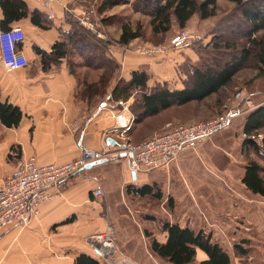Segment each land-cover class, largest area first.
Masks as SVG:
<instances>
[{
	"label": "crops",
	"instance_id": "1",
	"mask_svg": "<svg viewBox=\"0 0 264 264\" xmlns=\"http://www.w3.org/2000/svg\"><path fill=\"white\" fill-rule=\"evenodd\" d=\"M19 1L13 3L19 6ZM21 1L29 13L23 19L7 16L0 1V32L22 28L25 40L19 49L29 61L26 69L15 72L6 71L0 61V103L18 107L23 114L17 127H7L0 119V188L13 173L17 154L35 157L39 164L46 165L72 162L82 156L83 150L114 152L120 142L114 131L116 115L124 111L127 117H133L132 129L136 123L129 108L134 97L123 106L119 104L120 109L117 102L107 100L113 99L119 79L129 81L132 72L145 70L151 78L149 88L157 83H167L170 89L184 87L185 77L179 74L178 66L186 59L175 56L171 61L166 53L145 56L128 52V45L119 46L122 29L113 34L116 26L103 19L106 14L110 19L117 16L118 6L116 2L111 4L112 0H100L105 6L98 12L103 15V23L96 25L104 27L105 31L99 30L100 38L109 45V57L121 64V74L120 78L115 74L104 94L86 97L83 88L99 85L104 69L87 64V55L76 51L57 62L43 63L36 49L51 52L55 43L71 32L72 18L89 27L91 24L85 23L82 16L97 14L94 9L99 1L91 4L90 0H54L51 7L39 0ZM35 12L41 15L38 20L47 29L32 23ZM262 98L259 106L264 104V92ZM247 116L234 120L235 132H221L196 149L181 153L167 169L135 175L126 161L112 159L85 170L83 176L89 180L79 178L67 185L57 199L41 206L40 214L27 228H11L2 233L0 264H75L82 254L92 256L84 239L109 226L106 213L123 211L126 205L149 198L151 195L143 196L139 191L157 184L177 205L168 222L188 226L195 232L209 230L221 245L225 237L234 235L239 224L246 232L245 221L254 223L261 216V208H253L249 202L255 203L253 197L236 183L235 172L240 169L237 157L243 150ZM130 140L141 141L133 136ZM245 170L244 166L243 173ZM96 190H101L102 196H95ZM157 240L165 243L167 234ZM206 259L207 255L198 251L197 260Z\"/></svg>",
	"mask_w": 264,
	"mask_h": 264
},
{
	"label": "trees",
	"instance_id": "2",
	"mask_svg": "<svg viewBox=\"0 0 264 264\" xmlns=\"http://www.w3.org/2000/svg\"><path fill=\"white\" fill-rule=\"evenodd\" d=\"M0 1L7 16L13 15L18 19L29 17L27 5L23 1H19V6L13 3L14 0ZM227 1L234 4L236 10L240 11L241 17L248 27L246 42L242 48L233 44L223 46L217 44L213 47L212 52H206V54L209 57H217L224 48L227 49L228 47L229 51L237 52L240 50L241 56L224 66H205L204 68L202 67L206 62L199 66L201 61L199 57L197 60H185L178 66L179 74L185 77L182 80L184 87L180 90L170 89L167 83H157L154 87L149 88L148 83L151 78L145 70L132 72L129 81L120 79L113 91L112 99L118 103L119 109L121 108L119 104L126 103L136 95V99L130 107V111L136 117L135 126L129 133L130 136L139 139L142 136L138 133L141 126L149 122L148 120L158 118L172 109H182L192 104L202 105L209 99L220 96L232 86L236 76L242 69L247 68L249 63L254 64L255 69L258 70L259 78H264V37H260L261 33H264V0ZM114 2L116 1L112 0L111 4ZM141 2L146 3V7L150 10L149 13L152 17L150 27L154 36L167 35L175 26L185 29L195 16H198L202 21L217 17L219 11V0H141ZM38 17L42 19L38 12L33 13L32 23L42 29H47L48 26L42 20H38ZM75 25L74 27V23H72L71 32L64 34L63 40L55 43L51 52L42 51L38 48L36 51L41 55L43 63L46 61L57 62L75 51L86 54L87 63H97L98 66H101L97 68L104 69L105 74L99 85H85L82 93L88 98L93 95H102L115 74L120 77L121 64L113 56L109 57L107 54L109 53V45L105 41L97 39L89 30L78 26L76 23ZM142 37L141 26L134 30L130 25L125 24L122 27V34L118 43L127 46L132 41ZM192 62H194L193 67L191 66ZM22 118L23 114L18 107L8 103H0V119L7 127L19 126ZM172 125L175 124L168 121L162 123L160 128L164 126L168 128ZM153 130L158 131L159 128ZM149 132L145 137L148 136ZM244 135V148L253 149L258 153L260 150L257 141L259 135L263 136L261 141L264 143V104L247 116ZM15 157L17 161L21 158L19 154ZM262 174V167L256 162H250L246 166L242 183L251 193L264 197V177ZM139 193L143 196L156 195L153 194V187L151 186L141 188ZM159 196L160 194L157 193L158 198ZM161 231L167 234L166 242L161 243L157 239H152L151 248L154 254L170 264H232L228 252L214 240L211 233L204 230L195 232L188 226L182 227L168 221L162 223ZM237 250L244 254L242 249ZM198 251L204 252L207 259L197 262ZM75 264L102 263L94 256L82 254L76 259Z\"/></svg>",
	"mask_w": 264,
	"mask_h": 264
},
{
	"label": "rangeland",
	"instance_id": "3",
	"mask_svg": "<svg viewBox=\"0 0 264 264\" xmlns=\"http://www.w3.org/2000/svg\"><path fill=\"white\" fill-rule=\"evenodd\" d=\"M90 1H92L91 4H94L96 0ZM97 1H99V5H95L94 9L97 11V14L92 13L91 15L87 14L82 16L83 19L88 20L91 24L89 27L78 19V21L73 22L76 19L72 18L71 21L74 23V27L76 26V23L78 26L89 30L97 39H101L99 30H104V27H99L96 23H99L100 21L102 22L103 15L98 12L105 6L101 4L102 2L100 0ZM115 1L118 6L117 16L112 17L111 19L108 14L103 16V19L106 22L110 23L112 21V25L116 26L112 28V33L119 32L125 24L130 25L134 30L141 26L143 31V37L141 39L136 43L132 42L128 45L127 48L131 49V51L128 52H136L145 55L141 53V51L161 47L171 61L175 56H183V58L189 61H191L190 59L197 60L199 57L201 60L198 64L199 66L201 63L203 64V62H206L204 66L202 65V68L205 66H224L225 64L232 62L235 58L241 56L240 50L233 52L229 51L228 47V50L224 48L223 52L219 53L217 57H209L206 54V52H212L213 47L217 44H222V46L233 44L238 46V48H242L246 42L245 39L248 27L244 23L240 11L236 10L235 5L227 0H219L217 17L202 21L198 16H195L189 22L187 28L180 29L178 26H175L167 35L159 36H154L151 32L150 22L152 17L149 13L150 10L146 7V3H142L141 0ZM182 30H186V32L191 35L198 34L201 39L192 42L188 47L184 46L175 48L172 46L171 41ZM260 37H264V33H261ZM119 46L122 45L119 44ZM193 65L194 62L191 63L192 67ZM93 66L101 67L98 66L97 63L93 64ZM104 74L105 73L103 72V76ZM120 74L121 71L119 72V76ZM263 92L264 78H259L258 70L255 69L253 63H249L248 67L242 69L236 76L232 86L220 96H215L202 105L192 104L191 106L182 109H172L158 118L148 120L149 122H145L146 124L139 128L138 133L142 135L139 139L144 141L156 133L164 132L168 128H165V126L160 128V125L168 121L175 124L172 126L196 122H208L214 120L217 116L224 114L232 108L239 107H247V112L242 116L249 115L253 108H258L263 99ZM249 99L252 100V104L250 105L245 103ZM111 100L112 99L110 98L108 101L111 102ZM132 105L133 104H130L129 108ZM154 128H159V130L154 131ZM148 131L150 132L148 136L145 137ZM230 131L235 132L234 124L224 132ZM127 135L128 138H130V134L128 133ZM239 136L240 135H237L238 139L241 138V136ZM257 141L260 146L258 153L253 149L244 148V138L242 154L237 157V164L240 166V169L235 172V175L237 177V185L245 190L247 196H250L251 198L253 197L255 203L253 200L249 201L253 203L252 207L259 206L261 208V216L259 220H256L254 223L248 220L245 221L247 228L246 232H243L242 224H239V227L235 228L234 235L225 237L226 240L222 245L211 233L214 240L226 249L230 255L232 264H264V197L261 195H254L247 190L242 183L245 173V171L243 173V167L245 166L246 168L247 164L250 162H256L262 167V175L264 177V143L259 137ZM131 142L138 143L135 141ZM153 192V194L156 195H151L149 198L143 199L146 200L145 202L138 198L139 201H137L136 204L133 206H130V204L126 205L123 211L114 210L110 213H106L105 219L110 223L109 226L113 228L114 232H116L114 240L117 249V255L115 256L116 261L125 258L133 264H170L153 253L151 242L152 239L161 240L163 237L161 231L162 223L172 220L177 205L175 204V200L166 194L162 186H159L158 184L154 185ZM157 193L160 194L159 198L157 197ZM208 231L206 232L210 233ZM87 238L88 237L84 239L85 242ZM237 249H242L244 254L238 252ZM91 254L96 257L92 250Z\"/></svg>",
	"mask_w": 264,
	"mask_h": 264
},
{
	"label": "built area",
	"instance_id": "4",
	"mask_svg": "<svg viewBox=\"0 0 264 264\" xmlns=\"http://www.w3.org/2000/svg\"><path fill=\"white\" fill-rule=\"evenodd\" d=\"M39 1L46 7H51L54 2ZM49 17L52 18L53 15L50 14ZM85 23L88 24L89 21L85 20ZM200 39L198 34L191 35L182 30L172 39L171 44L175 48L188 47ZM24 40L25 32L22 28L0 32V61L6 71L15 72L29 66L24 52L19 49V44ZM141 53L155 56L165 52L159 47L143 50ZM245 103L250 105L252 100ZM246 112L247 107L232 108L212 121L170 126L164 132L135 144L127 135L132 129L134 118L127 117L123 111L116 115L114 131L119 134L120 142L114 152L83 150L82 156L72 162L46 165L39 164L35 157H21L16 162L13 173L0 188V236L6 229L27 228L31 220L40 214L41 206L57 199L67 185L79 178L89 180L83 176V169L87 165L102 160H124L128 163L130 172L135 175L167 169L177 161L181 153L194 150L203 142L224 132ZM262 137L259 135L261 140ZM94 195L102 196L101 190L94 191ZM114 240L115 232L112 227L107 226L104 231L88 236L86 242L102 264H133L125 258L115 260L117 249Z\"/></svg>",
	"mask_w": 264,
	"mask_h": 264
},
{
	"label": "water",
	"instance_id": "5",
	"mask_svg": "<svg viewBox=\"0 0 264 264\" xmlns=\"http://www.w3.org/2000/svg\"><path fill=\"white\" fill-rule=\"evenodd\" d=\"M107 162H108V160H102V161L97 162V163L89 164V165H87V166L83 169V171H85V170H87V169H90V168H92V167H94V166H96V165L105 164V163H107Z\"/></svg>",
	"mask_w": 264,
	"mask_h": 264
}]
</instances>
